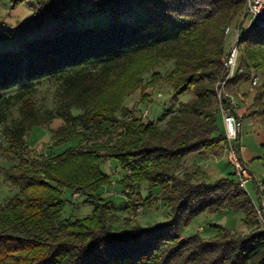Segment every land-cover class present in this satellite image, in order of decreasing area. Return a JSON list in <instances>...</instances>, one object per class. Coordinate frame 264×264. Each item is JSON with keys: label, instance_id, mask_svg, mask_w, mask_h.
<instances>
[{"label": "trees", "instance_id": "trees-1", "mask_svg": "<svg viewBox=\"0 0 264 264\" xmlns=\"http://www.w3.org/2000/svg\"><path fill=\"white\" fill-rule=\"evenodd\" d=\"M245 8L246 0H66L51 8L52 20L36 33L0 50V103L3 92L76 72L65 79L72 96L53 142L75 145L54 156L38 154L21 127L3 149L18 161L7 168L0 164V181L17 189L0 203V264H264V230L232 174L212 183L197 179L198 166L177 174L189 155H219L225 148L217 84L226 75L223 57L232 40L225 28L236 27ZM46 9L44 1L37 11L43 15ZM96 15L105 23H79ZM16 35L0 27V39ZM240 48L245 74L230 83L250 75L251 63L264 65V27L243 35ZM169 61L173 67L160 80L175 98L189 90L193 97L162 126L123 107L125 92L139 87L124 81L132 69L141 75ZM89 66L100 68L83 71ZM259 93L264 97V84ZM73 107L80 113L73 114ZM258 115L264 117V107ZM112 159L125 173L117 181L122 191L132 189L145 199L158 189L170 208L168 221L113 228L117 214L101 194L112 182L102 164ZM64 189L78 193L93 211L64 217ZM224 208L242 210L251 231L213 224L217 233L211 238L180 236L200 214Z\"/></svg>", "mask_w": 264, "mask_h": 264}, {"label": "rangeland", "instance_id": "rangeland-1", "mask_svg": "<svg viewBox=\"0 0 264 264\" xmlns=\"http://www.w3.org/2000/svg\"><path fill=\"white\" fill-rule=\"evenodd\" d=\"M0 0V27H7L16 31V37L12 39H0V50L17 45V39L22 36H29L36 33L42 23L51 21L50 10L66 5V0ZM47 3V9L40 14L38 10L41 2ZM61 2H64L61 3ZM139 13L135 10V14ZM68 15V14H66ZM137 15H130L129 17ZM61 18V17H60ZM101 16H89L80 18L81 25L104 24ZM100 21V22H99ZM259 64L251 63L250 73L245 79L230 83L227 91L234 92L239 101L241 110V136L240 144L244 146L242 158L249 164L254 177L264 176V117L258 112L264 107V97L259 93L264 84V65L257 68ZM257 66V67H256ZM173 67V61L159 63L150 68L144 74H138L132 69L124 81L127 87L138 83L139 87L132 92H125L123 107L132 109L138 116H142L147 121L161 122L166 126L172 116L178 112L181 103L192 99L193 93L189 90L175 98L173 89L162 79L160 74L166 75ZM99 66H89L83 71H97ZM82 72V70H81ZM72 73L60 77H52L37 81L30 86H19L9 91L3 92V102L0 103V164L9 167L18 161V155L12 154L14 161L5 157L3 149L7 148L18 128L24 129L23 139L29 148L38 154L54 156L63 152L68 146L75 143H67L60 146L53 145L55 130L64 124L61 113L64 105L71 101L72 93L68 91V84L65 79ZM73 114L80 113V109L73 107ZM120 114V111H118ZM260 117V118H258ZM219 134L225 131L221 119L219 120ZM98 139H104L103 135H94ZM213 153L196 152L189 155L183 165L177 169V174L183 175L186 171H194L197 166L199 181L215 182L216 180L231 176L236 179L234 169L229 161L221 156L212 157ZM193 155H199V159L194 161ZM215 155V154H214ZM102 169L111 174V185L101 190V194L114 206L117 218L113 223L116 231H124L135 224L152 226L164 223L170 218V208L162 200L158 189L150 191L145 199L137 195L132 189H127L124 193L117 181L125 173L117 160H109L102 164ZM248 190L252 198L259 202L255 187V179L248 183ZM144 196L148 195L147 186L141 188ZM17 193V189L10 183L0 181V203L11 198ZM66 203L63 210L64 217L78 218L90 214L93 207L84 203L83 198L73 193L71 189H64ZM244 212L242 210H232L224 208L216 212L206 211L183 229L180 236L185 238L189 235L199 233L205 238H211L217 232L213 224H221L234 232L248 233L252 227L244 222ZM203 230H200V228Z\"/></svg>", "mask_w": 264, "mask_h": 264}, {"label": "built area", "instance_id": "built-area-1", "mask_svg": "<svg viewBox=\"0 0 264 264\" xmlns=\"http://www.w3.org/2000/svg\"><path fill=\"white\" fill-rule=\"evenodd\" d=\"M254 27H264V0H246L244 14L240 17L236 27L228 25L225 33L232 36L231 44L226 51L223 61L226 75L217 84L218 109L225 129V148L221 156L229 161L234 169L236 182L240 190L245 191L250 197L257 215L258 225L264 230V176L254 177L249 164L243 160L244 146L240 144L241 118L240 105L234 92L227 91L230 81L237 75H244L245 68L241 64L240 40L243 35ZM255 76L254 72L250 73ZM218 155L212 154L217 158ZM254 178L259 202H256L249 190L248 183ZM79 195L78 193H76ZM200 230H203L201 227Z\"/></svg>", "mask_w": 264, "mask_h": 264}, {"label": "crops", "instance_id": "crops-1", "mask_svg": "<svg viewBox=\"0 0 264 264\" xmlns=\"http://www.w3.org/2000/svg\"><path fill=\"white\" fill-rule=\"evenodd\" d=\"M241 108H242V107H240L239 111L241 110ZM239 113H240V112H239ZM240 115H241V114H240ZM258 118H260V117H258ZM192 157H193L194 161H196V160L199 159V155H197V156H196V155H193Z\"/></svg>", "mask_w": 264, "mask_h": 264}]
</instances>
